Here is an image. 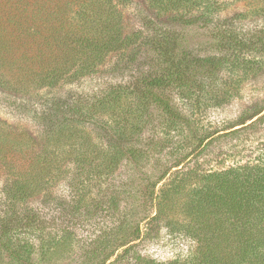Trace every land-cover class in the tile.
Here are the masks:
<instances>
[{
    "label": "trees",
    "instance_id": "16d2710c",
    "mask_svg": "<svg viewBox=\"0 0 264 264\" xmlns=\"http://www.w3.org/2000/svg\"><path fill=\"white\" fill-rule=\"evenodd\" d=\"M136 1L0 0V100L17 117L0 119V264H264V139L252 158L218 170L196 160L217 133L264 124V104L218 130L201 121L264 70V27L241 23L264 21V0H230L251 10L224 18L227 0H140L143 29L126 33ZM102 77L88 91L63 92ZM155 124L188 151L130 176L131 218L81 244L76 228L90 201L103 195L118 211V189L107 184L120 164L149 163L140 134ZM27 154L19 166L15 156ZM51 219L62 223L56 231L46 228ZM161 231L190 251L169 261L143 255L138 245Z\"/></svg>",
    "mask_w": 264,
    "mask_h": 264
},
{
    "label": "rangeland",
    "instance_id": "374dc122",
    "mask_svg": "<svg viewBox=\"0 0 264 264\" xmlns=\"http://www.w3.org/2000/svg\"><path fill=\"white\" fill-rule=\"evenodd\" d=\"M146 7L139 0L136 1L132 6L126 9L124 13V26L126 33H130L137 30H142V13L145 15ZM251 10V5L245 2H233L227 0L224 4L223 9L219 12V17H231L235 14H245ZM242 26L245 29H250L253 27H264V21L260 18H251L245 19L242 22ZM203 39L195 36L193 42H201ZM203 43V42H202ZM204 45V44H203ZM203 49V47H202ZM209 52V49L208 51ZM202 52L201 54H203ZM134 72V70H133ZM132 74V71L130 72ZM129 74V76L131 75ZM128 78V74L119 73L116 77ZM113 80H117L115 76H111ZM104 78L86 80L81 83H77L72 87L65 88L63 92H80L88 91L92 87L98 84L105 83ZM20 99V98H19ZM264 104V70L259 72L248 80H245L241 85V89L236 98H234L229 104L225 105L219 109H209L206 111L204 116H202L201 121L205 127L212 130H218L220 127L225 125H231L240 118L244 112L249 109L253 110L261 107ZM6 107L4 103L0 100V119L8 122L14 123L17 122V117L12 118L6 112ZM254 120V119H253ZM28 130L35 129L29 122L18 121ZM251 121L246 123V126L249 125ZM23 126V127H24ZM243 128L242 126L235 127L226 131H222L216 134L218 137L213 141L211 146L207 151L197 157L198 165H202L204 169H221L232 165L236 161H244L256 153L258 149H261V141L264 139V124L262 126H257L256 129L251 131H242L234 135H228L226 137L219 138L220 134L229 133L238 128ZM36 130V129H35ZM164 128L158 124H155L152 127H148L146 130L140 134L141 147L144 150H147L148 153V164H143L142 168L136 169L133 166L126 163L120 164L116 170L112 181L109 184H112L113 187H116L117 190V201L119 202V208L113 210L108 207L106 199L101 198V195L98 199L90 201L89 208L86 217H84L80 224L77 225L76 235L77 238L82 242H89L94 237V233L98 231L108 232L107 229L113 227L114 225H119L130 219L132 213L129 210V204H132V190L134 189L137 183L128 182L131 178L130 176L140 175L141 173H156V169L160 164V160L171 162L183 155L188 151V146L185 145V140H181V136L170 137L165 135ZM250 155V156H249ZM193 158V156L191 157ZM185 160V163H188L189 160ZM15 162L19 166H24L29 160V155L25 156H15ZM155 167L153 168V166ZM193 165L191 163L189 167ZM137 176H135L136 178ZM5 179L4 171L0 170V187L3 180ZM107 187V186H106ZM65 188L63 184L59 183L56 186V193H63ZM64 194V193H63ZM35 207L40 209V202L35 203ZM45 217L50 219V216L53 213L45 208L41 207ZM52 217V216H51ZM138 217V216H137ZM52 220V219H51ZM62 225L60 221H51L48 222L46 228L51 231H56ZM192 243L188 242L186 239L179 237H169L165 234L164 231H161L157 236H150L146 240L142 241L138 245V250L143 254L152 259L158 261H169L177 257L185 256L191 248ZM80 255L76 256L79 259ZM54 264H74L73 260H61Z\"/></svg>",
    "mask_w": 264,
    "mask_h": 264
}]
</instances>
